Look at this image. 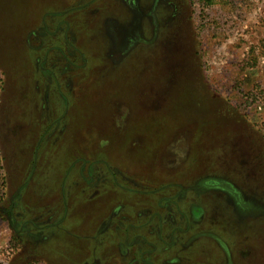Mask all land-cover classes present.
<instances>
[{
  "label": "rangeland",
  "instance_id": "obj_1",
  "mask_svg": "<svg viewBox=\"0 0 264 264\" xmlns=\"http://www.w3.org/2000/svg\"><path fill=\"white\" fill-rule=\"evenodd\" d=\"M0 0V264H264V0Z\"/></svg>",
  "mask_w": 264,
  "mask_h": 264
},
{
  "label": "flooded vegetation",
  "instance_id": "obj_2",
  "mask_svg": "<svg viewBox=\"0 0 264 264\" xmlns=\"http://www.w3.org/2000/svg\"><path fill=\"white\" fill-rule=\"evenodd\" d=\"M162 0H154L153 4H152V8L151 11L154 12L157 7L159 6V4L161 3Z\"/></svg>",
  "mask_w": 264,
  "mask_h": 264
}]
</instances>
